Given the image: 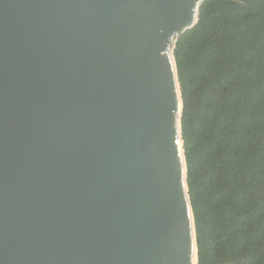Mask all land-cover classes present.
Returning a JSON list of instances; mask_svg holds the SVG:
<instances>
[{
  "label": "water",
  "instance_id": "95a60500",
  "mask_svg": "<svg viewBox=\"0 0 264 264\" xmlns=\"http://www.w3.org/2000/svg\"><path fill=\"white\" fill-rule=\"evenodd\" d=\"M205 0H0V264H199L177 42Z\"/></svg>",
  "mask_w": 264,
  "mask_h": 264
},
{
  "label": "trees",
  "instance_id": "16d2710c",
  "mask_svg": "<svg viewBox=\"0 0 264 264\" xmlns=\"http://www.w3.org/2000/svg\"><path fill=\"white\" fill-rule=\"evenodd\" d=\"M175 57L199 264H264V0H205Z\"/></svg>",
  "mask_w": 264,
  "mask_h": 264
}]
</instances>
